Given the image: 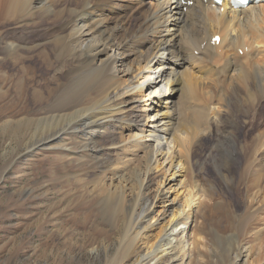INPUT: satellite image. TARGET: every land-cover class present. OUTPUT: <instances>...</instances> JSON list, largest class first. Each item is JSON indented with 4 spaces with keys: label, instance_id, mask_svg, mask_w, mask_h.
Returning <instances> with one entry per match:
<instances>
[{
    "label": "bare ground",
    "instance_id": "bare-ground-1",
    "mask_svg": "<svg viewBox=\"0 0 264 264\" xmlns=\"http://www.w3.org/2000/svg\"><path fill=\"white\" fill-rule=\"evenodd\" d=\"M6 22L21 35L0 29V50L35 49L54 66L44 114L30 125L49 131L40 141L83 136L99 163L85 191L111 204V224L127 216L117 251L140 238L148 246L137 264H191L207 194L190 180L204 168L205 142L209 151L219 142L264 152V2L236 10L210 0H0ZM246 129L258 131L247 140ZM260 165L243 179L257 185ZM226 171L224 179L237 177Z\"/></svg>",
    "mask_w": 264,
    "mask_h": 264
},
{
    "label": "rangeland",
    "instance_id": "rangeland-1",
    "mask_svg": "<svg viewBox=\"0 0 264 264\" xmlns=\"http://www.w3.org/2000/svg\"><path fill=\"white\" fill-rule=\"evenodd\" d=\"M0 29L12 40L21 35L11 22ZM53 68L35 49L16 56L0 50V264H137L148 245L138 238L131 247L117 251L127 216L118 213L116 224H111V204L108 209L85 191L99 177V163L84 147V137L61 134L40 141L49 131L43 134L30 125L44 114L48 102L43 94ZM136 106L142 108L144 102ZM257 120L264 122V105ZM257 131L246 129L239 135L250 140ZM217 144L221 147H214L217 151L206 145L201 149L199 164L204 168L190 180H197L207 194L197 214L200 228L195 230L200 251L191 264H264V152ZM210 155H215L216 166ZM253 159L256 163H251ZM257 162L261 163L257 173H263L253 185L252 176L243 179V169L253 164L250 174ZM226 167L237 176L233 181L222 177ZM158 210L154 208L155 213ZM155 260L147 258L140 264Z\"/></svg>",
    "mask_w": 264,
    "mask_h": 264
}]
</instances>
